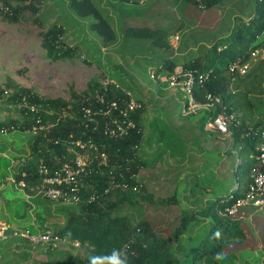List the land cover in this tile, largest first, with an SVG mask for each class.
<instances>
[{"label": "trees", "instance_id": "obj_1", "mask_svg": "<svg viewBox=\"0 0 264 264\" xmlns=\"http://www.w3.org/2000/svg\"><path fill=\"white\" fill-rule=\"evenodd\" d=\"M13 1L26 3L20 5L19 10L28 8L36 11L32 0H0V13L4 8L10 9L13 12L11 18L17 20L16 11L11 8ZM112 1L128 4L132 6L127 7L128 9L136 11L130 15L132 23L126 26L125 36L147 38L154 46L163 50L170 47L173 51L167 39L173 28L158 18L161 9L164 10L165 0H147L143 4L137 0L133 3H127L125 0ZM184 1L196 9H208L223 0ZM199 2L202 6H199ZM142 5H145V8L140 12L138 8ZM68 6L79 17H93L88 27L101 38L103 44L114 43L116 31L93 0H68ZM146 11L151 13L149 19L144 18L142 22L136 19L139 13L146 15ZM62 35L63 28L56 23L41 32L45 56L51 61L72 59L78 51L76 45H67ZM260 47L264 48V0H258L252 18L239 22L224 40L214 42L203 53L181 61L167 56L155 71L156 74L169 75L179 62L184 69H194L205 74L203 84H194L196 100L203 102L205 94L209 92L218 96L220 101L210 110H199L203 112L199 127L203 129L209 118L219 114H233L228 125V135L232 137L235 146L240 145L237 157L241 161L235 163L234 157L230 167L231 175L240 184L239 188L234 189L236 181L228 193L216 196V199L205 206L198 203L203 202L198 196L201 193L190 191V194H186L189 209L183 210L179 217L175 218V221L181 220V226L173 234L168 233V226L164 229L155 227L152 222L155 216L148 215L145 210L150 204L174 203L175 195L153 201L149 195L144 197L140 192L143 189L142 181L136 178L139 169L147 163L139 154V148L145 138L143 101L138 100L139 107L128 112L127 119L130 118L134 124L128 134L113 138L104 132L106 125L111 124V118L119 116L118 111L112 110L104 114L100 110L104 111L111 101H116L117 105L123 108L131 96L129 92L112 83L103 85L96 79H90L80 94L71 90L70 99L41 97L31 88L15 84L12 80L1 84L0 109L4 107L18 111L21 118L0 120V139L3 131L18 130L20 133H26L29 152L25 155L7 154L6 144L0 142V183L5 184V178L11 177L12 188H19L20 182L24 184L20 195L13 192L12 188H4L3 192L14 197H8L3 206L7 215L0 206V218L31 232L50 230L52 235H57L60 239L78 241L80 247L71 243L62 245L74 249L82 248L85 256L74 257L63 251L54 254L50 249L57 246L52 242L34 243L15 235L0 239V243L6 246L18 243L26 246L36 244V247L46 245V252L49 254H67V257L62 259V264H109L107 257L112 255L113 250L125 251L128 256L127 264H235L239 254L242 261H245L240 252L238 255L235 253L246 241L244 225L238 218V213L245 207L240 208L234 217L221 215L219 210L230 205L241 195L249 181V172L256 164L258 129L264 122V56L258 58L260 60L250 66L245 75H236L233 80L228 65L236 60H249L250 52ZM87 108L92 112V119L85 113ZM239 112L241 114H238ZM37 119L40 120L39 123L36 122ZM33 126H37L36 131L32 130ZM164 127L162 124L155 135V131L152 133L158 145L164 139L165 132H170L169 128L165 131ZM77 141L85 143L84 147H80ZM89 141L94 143L99 151L105 152L104 163L88 147ZM76 152L85 153L88 161L84 172L76 178L79 199L52 200L38 192L43 180L41 166L44 165L51 174L65 163L73 166ZM230 176H223V179ZM225 186L221 182L219 188ZM23 193L29 195V201L25 200ZM186 211L189 212L188 215H184ZM136 213L138 219L135 220ZM199 218L207 225L208 232L181 255V238L185 234L187 224ZM12 228H9L8 232L12 233ZM2 254L6 255L5 252ZM54 264H58V261Z\"/></svg>", "mask_w": 264, "mask_h": 264}, {"label": "rangeland", "instance_id": "obj_2", "mask_svg": "<svg viewBox=\"0 0 264 264\" xmlns=\"http://www.w3.org/2000/svg\"><path fill=\"white\" fill-rule=\"evenodd\" d=\"M244 1L224 0L222 4L219 3L208 9H196L188 4L190 8L188 14L196 17L193 22L201 21V23L185 24V28L178 33L170 32L167 36L168 41H171V35L173 36L174 33L179 35L178 45L175 48L172 47L173 51L170 47L167 48L168 50H163L154 46L147 38L140 39L124 35L126 26L132 23L130 15L136 13L127 9L132 7L128 4L112 0H93L95 6L116 31L114 43L105 45L101 38L88 27L93 17L77 16L69 8L68 0H32L36 11L28 8L19 10L20 5H26V3L13 1L11 8L15 9L17 20L11 18L13 12L10 9L4 8L0 13V85L12 80L15 84L31 88L41 97L70 99L71 90L80 94L90 79H96L100 84L109 82L124 89L136 102L143 101L142 119L145 138L139 148V154L147 163L145 167L139 169L136 178L142 181L143 189L140 192L144 197L149 195L153 201L175 195L174 203L166 205L148 203L150 205L145 210L148 215L155 216V219L152 218L155 227L164 229L168 226V233L173 234L181 226V220L175 221V218H178L183 210L189 209L187 207L188 188H193H190V191L197 194L204 192L203 186L209 184V178L203 174L207 170L213 174L215 168L222 165L220 168L222 175L228 177L232 172L230 169L232 164H229L228 156H225L221 164L218 154L213 151L199 156L203 140L207 139L208 144L213 140L208 138L204 127L203 129L199 127V119L203 112L198 111L183 117L181 115L183 94L168 86L165 73L156 74L155 71L165 57L178 51L181 44L180 36L186 39L185 44L191 46L196 44L194 47H197V50H192L187 56L180 57L182 58L179 59L180 61L190 58L201 50H206V47L214 42L224 40L225 34L232 31L234 24L241 20L237 18V15L239 8L245 7H239L241 4L244 5ZM247 1L251 7L258 0ZM0 6H2L1 2ZM143 8L145 5L139 6L138 10L141 12ZM161 10L158 18L167 22L169 17L163 8ZM176 11L178 14L177 9ZM146 12V15L142 13L136 15V19L141 22L144 18L149 19L151 13ZM52 23L62 26V39L67 45L78 47L72 59L51 61L46 58L45 49L41 44V32ZM258 58H262L261 55L250 57L251 67L260 60ZM20 118L18 111L7 110L4 107L0 109V120H20ZM162 124L165 125L164 130L167 131L169 128L170 132H165L164 139L158 145L152 133L155 131L153 133L155 135ZM17 134H22V137ZM26 136V133H20L18 130L7 131L4 134L1 133L0 142L3 141L6 144L7 154L25 155L29 152V140ZM225 137H220L224 141L223 148L227 146L228 141V137ZM238 162L236 160L235 163ZM223 184L226 185L224 188L212 186V192L205 194L207 198H210L209 203L216 195L228 192L235 184L233 176L231 175L228 179L222 177ZM11 185L9 177L5 178V184L0 183V192H2L0 206L4 208L5 215L7 210L3 206L8 197L11 198L14 195L8 196L3 191L4 188H12ZM12 190L17 195L22 193L17 186H14ZM198 203L204 204V201ZM188 214V211L184 212V215ZM135 215L136 220L137 213ZM201 221V218L194 219L187 224L185 236L181 238V255L207 234V225ZM9 224L17 227L15 223ZM0 244V264H54L57 261L58 264H62V259L66 258L67 254L53 255L59 251L69 252L71 256L79 258L85 256L82 248L74 249L62 244H58L55 249L51 248L52 254L46 252L48 249L46 245L36 247V244H28V246L20 243L11 246ZM3 252L6 255H3ZM25 253L28 255L26 256Z\"/></svg>", "mask_w": 264, "mask_h": 264}, {"label": "built area", "instance_id": "obj_3", "mask_svg": "<svg viewBox=\"0 0 264 264\" xmlns=\"http://www.w3.org/2000/svg\"><path fill=\"white\" fill-rule=\"evenodd\" d=\"M127 3H133L134 0H125ZM138 3L143 4L147 0H137ZM199 1V0H198ZM200 3V2H199ZM199 6H202L201 3ZM179 40V35L174 34L169 45L173 48L177 47ZM264 56V48L260 47L253 49L250 52V57L253 56ZM250 68V61H232L228 65L229 72L233 75L232 80L236 75H245ZM205 74L198 73L194 69H184L181 65L176 66L173 72L166 77V82L168 86L174 90H178L183 94V101L181 103V115L189 116L197 113L199 110H210L214 104L220 101L218 96L212 93L205 94V100L203 102L197 101L194 95V84H203L205 79ZM164 80V81H165ZM129 94V93H128ZM139 107V103L134 101L132 97L126 103L125 107L120 108L116 101H111L104 111L100 110L104 114H108L112 110H117L118 115L111 118V124L106 125L105 134L113 138H119L128 134V130L134 126L133 121L128 118V112ZM33 109V106L31 107ZM86 115L92 119L91 110L85 109ZM233 118V114L229 116L224 114H219L213 118H209L205 124L204 128L208 131L216 132L221 137L227 136L229 134L228 125L230 120ZM37 123L40 122L39 119L36 120ZM42 126H40L41 128ZM37 126H33L32 130L36 131ZM3 133H6L3 131ZM259 141L256 145V164L252 166L249 172V181L245 185L244 189L241 191V195L235 198V200L230 204L224 206L222 210H219V214L224 216L234 217L240 210V208L251 206L257 210L264 207V122L258 129ZM80 147H84L85 143L77 141ZM88 147L92 150L95 156L99 158L104 163L106 161V154L103 151H99L98 147L92 143L88 142ZM74 165L71 166L68 163L63 164L62 167L56 169L52 174L49 173L48 169L43 165L40 168V172L43 174V180L41 185L38 187V192L42 193L44 196L52 199L58 200L63 198L64 200L71 199L77 201L78 196V181L77 176L81 175L85 166L87 165V156L85 153L76 152L73 160ZM11 181L12 178L9 177ZM19 189L22 191L24 186L23 182L18 183ZM240 184L237 182L234 189L239 188ZM24 194V193H23ZM25 199L29 201V195L24 194ZM231 197V196H230ZM12 228V233L8 232L9 228ZM10 235L24 237L34 243H51L57 246L58 243H71L75 247H80L78 241H68L64 238H59L57 235H52L50 230L36 232H31L26 228H18L16 226H11L4 219L0 218V239L7 238Z\"/></svg>", "mask_w": 264, "mask_h": 264}, {"label": "crops", "instance_id": "obj_4", "mask_svg": "<svg viewBox=\"0 0 264 264\" xmlns=\"http://www.w3.org/2000/svg\"><path fill=\"white\" fill-rule=\"evenodd\" d=\"M164 2H165V5L163 6L164 11H166L165 13L167 14V17H169V19L167 18L166 21L170 26H172L173 28L172 32L178 33L179 31L183 30L185 28V24L201 23V21L193 22L195 21L196 17H191L188 14V10H190V8H188L189 6L184 0H165ZM222 2H220V4H222ZM255 4H256V1L254 2L253 6L249 7V2L245 0L244 5L241 4L239 6V7H242V6H245V7L239 8V14L237 15V18H240L241 20L237 21V23L234 24V26L231 28L232 31L239 22L249 21L252 18ZM172 9L173 11H171ZM176 9L178 10V14H177ZM157 12H159L158 9H157ZM232 31H228L225 34V37H227ZM177 33H174V34H177ZM180 38H181L180 39L181 44L179 45L180 47L178 48V51H174L173 55H170L171 56L170 58L174 57L176 59H181L180 57L187 56L189 52H191L192 50H197V47H194L196 46V44H194L193 46L189 44H185L186 39H184L181 36ZM204 51L201 50L198 53L193 54L191 57H195L203 53ZM180 65L181 64L178 62L176 66H180ZM240 112L238 114H241ZM204 131L207 133L208 138L213 139V140L209 144L206 142L207 139L203 140L202 148L199 151V156L202 153H211L213 151V152H216V154H218L219 162H221V164L225 156H228V155H229L228 157H229L230 165L232 164L234 157H235V160L241 161V159L237 157V152L240 148V145L235 146L233 144V139L232 137H230V135H227L226 137L224 136L225 138L228 137V141H227V146L223 148L224 141L220 139L221 137L220 135H218L216 132H211L207 130H204ZM17 136L22 137V135L20 134H17ZM175 141H178V140H175ZM177 144L179 143L177 142ZM231 158H232V161H231ZM221 166L222 165L215 168V171L213 174L209 173L208 170L205 172V174H203L205 176H208L209 178V184L204 186L205 191L204 192L202 191L201 195H198L204 201L203 206L208 204L209 203L208 200L210 199L209 197L207 198L205 194L207 192L208 193L212 192V188H211L212 186L213 188H219V185L222 182L223 175H222V170H220ZM236 181L237 179H234V182ZM190 188H188L187 190L189 194H190ZM214 199H216V197ZM214 199H212L211 202ZM238 218L244 225L246 241L244 245L239 247V249H237L235 253L236 255H238V253L240 252L245 257V261H242V256L239 254V259H236L235 264H240V263L241 264H264V207L260 210H257L251 206L245 207L241 209L240 212L238 213Z\"/></svg>", "mask_w": 264, "mask_h": 264}, {"label": "clouds", "instance_id": "obj_5", "mask_svg": "<svg viewBox=\"0 0 264 264\" xmlns=\"http://www.w3.org/2000/svg\"><path fill=\"white\" fill-rule=\"evenodd\" d=\"M109 264H127L128 256L123 250H113L112 255L107 257Z\"/></svg>", "mask_w": 264, "mask_h": 264}]
</instances>
